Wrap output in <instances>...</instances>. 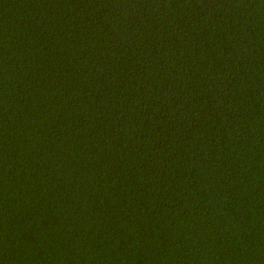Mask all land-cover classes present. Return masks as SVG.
Wrapping results in <instances>:
<instances>
[{"label": "trees", "instance_id": "obj_1", "mask_svg": "<svg viewBox=\"0 0 264 264\" xmlns=\"http://www.w3.org/2000/svg\"><path fill=\"white\" fill-rule=\"evenodd\" d=\"M0 264H264V0H0Z\"/></svg>", "mask_w": 264, "mask_h": 264}]
</instances>
